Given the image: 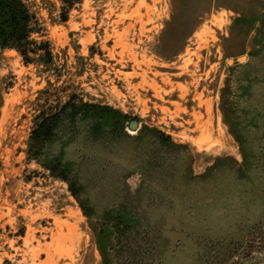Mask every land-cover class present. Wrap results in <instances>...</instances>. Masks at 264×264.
<instances>
[{
	"label": "rangeland",
	"instance_id": "rangeland-1",
	"mask_svg": "<svg viewBox=\"0 0 264 264\" xmlns=\"http://www.w3.org/2000/svg\"><path fill=\"white\" fill-rule=\"evenodd\" d=\"M24 1L58 53L66 84L188 148L143 175L147 141L112 138L84 155L77 141L66 151L78 201L64 181L26 159L32 101L45 79L4 50L0 77L10 85L0 107V264H99L79 202L95 220L124 197L157 229L148 264H264L262 148L243 179L230 161L204 178L187 172L203 173L218 155L241 160L221 122L218 89L226 60L245 55L237 62L244 63L252 48L255 30L233 19L258 18L264 0H79L65 22L61 0ZM255 92L254 104L264 107V82Z\"/></svg>",
	"mask_w": 264,
	"mask_h": 264
},
{
	"label": "trees",
	"instance_id": "trees-1",
	"mask_svg": "<svg viewBox=\"0 0 264 264\" xmlns=\"http://www.w3.org/2000/svg\"><path fill=\"white\" fill-rule=\"evenodd\" d=\"M78 1L61 0V22L67 20L68 10ZM238 23L246 32L255 30L252 48L246 62L226 67L227 74L218 89L217 109L227 134L238 147L241 160L238 162L225 155L212 157L201 174L192 175L191 167H187L191 179L204 178L226 161L236 165L235 175L243 179L258 149L262 148L264 158V107L260 102H253L256 89L264 82V9L258 18L235 17L233 24ZM53 49L45 37L42 22L24 0H0V53L14 50L25 66H34L45 79V85L36 91L32 101L26 159L38 164L51 177L64 181L77 200L79 186L73 176L74 162L67 157L66 151L77 141L83 146V155L93 144H105L112 138L147 141L149 149L140 162L143 175H150L172 154L188 148V144L174 142L169 134L144 123L131 133L129 123L136 120L139 124V118L106 103L85 99L78 84H66L62 78L64 66L57 63L59 56ZM9 85L10 82L0 77V107L3 92ZM79 205L88 219L100 255L99 264H148L157 241V229L128 198L105 208L95 220H92L91 207L80 202Z\"/></svg>",
	"mask_w": 264,
	"mask_h": 264
},
{
	"label": "water",
	"instance_id": "water-1",
	"mask_svg": "<svg viewBox=\"0 0 264 264\" xmlns=\"http://www.w3.org/2000/svg\"><path fill=\"white\" fill-rule=\"evenodd\" d=\"M245 59H246V56H245V55H240V56H237V57L235 58V60H233V59H231V58H228V59L226 60V63H227L228 65H232V64L235 63V62L243 61V60H245ZM137 128H138V123H137L136 120H132V121L129 123V125H128V129L131 130V131H135Z\"/></svg>",
	"mask_w": 264,
	"mask_h": 264
}]
</instances>
